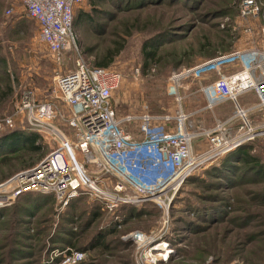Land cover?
I'll list each match as a JSON object with an SVG mask.
<instances>
[{
  "label": "rangeland",
  "instance_id": "rangeland-1",
  "mask_svg": "<svg viewBox=\"0 0 264 264\" xmlns=\"http://www.w3.org/2000/svg\"><path fill=\"white\" fill-rule=\"evenodd\" d=\"M243 1L104 0L94 11L85 0L75 10L73 31L86 63L112 59L109 67L122 73L113 94L119 117L145 111L188 114V129L196 133L231 120L227 130L234 137L248 130L241 128L239 110L256 104V95L248 91L238 102L211 108L201 87L218 78L203 64L237 50L264 48V0H256L260 12L249 17L242 15ZM146 43L147 51H157L147 62ZM77 57L71 51L57 62L22 4L0 0V116L15 118L13 130L22 141L38 132L27 121L24 95L50 98L55 75L73 70ZM177 75L180 101L169 92ZM262 116L258 110L247 112L252 126H259ZM135 125L126 127L134 131ZM4 134L6 138L8 132L0 131V138ZM37 134L41 148L35 152L27 145L8 148L0 142V192L10 191L14 183L9 180L58 147L57 139ZM242 145L256 159L252 164L235 157L229 171L227 156L206 160L181 186L167 212L144 202L122 206L114 214L89 194L66 208L53 194L16 197L0 206V264H61L69 250L84 253L76 264H264V135ZM206 149L207 138L200 135L193 143L195 156ZM137 232L150 245L158 244L155 261L140 257L145 249L139 248Z\"/></svg>",
  "mask_w": 264,
  "mask_h": 264
},
{
  "label": "built area",
  "instance_id": "built-area-1",
  "mask_svg": "<svg viewBox=\"0 0 264 264\" xmlns=\"http://www.w3.org/2000/svg\"><path fill=\"white\" fill-rule=\"evenodd\" d=\"M18 1L25 15L37 22L39 40L57 62H63L71 51L78 57L73 70L55 75L50 98L24 95L22 107L29 125L45 138L57 139L59 145L40 163L9 180L14 186L8 192L1 190L0 206L26 193L38 192L53 194L61 208L89 194L114 214L123 205L144 202H154L167 212L181 186L206 160L219 159L264 135V48L237 50L203 64L218 74L216 80L201 87L209 107L225 101L238 102L248 91L256 95V104L239 110L244 117L241 128L248 130L232 137L227 130L230 120L196 133L188 129V114L171 116L145 111L118 116L113 94L123 81L122 73L89 65L76 43L75 10L85 0ZM259 12L256 0L243 1L244 17ZM179 77L173 78L175 83L169 92L180 101L176 84ZM252 110L263 114L259 126L247 120V112ZM134 122L136 129L128 130L127 124ZM15 125L13 116H0V130L14 129ZM200 135L206 136L207 149L195 156L193 143ZM135 238L139 248L145 249L140 257L155 261L158 244L150 245L142 232H137ZM83 258V252L69 250L61 264H76ZM162 258L167 260L168 256Z\"/></svg>",
  "mask_w": 264,
  "mask_h": 264
},
{
  "label": "trees",
  "instance_id": "trees-1",
  "mask_svg": "<svg viewBox=\"0 0 264 264\" xmlns=\"http://www.w3.org/2000/svg\"><path fill=\"white\" fill-rule=\"evenodd\" d=\"M103 1L104 0H90V3L93 6L94 11H98L97 5H99ZM83 15L84 14L82 12L79 13V17L82 18ZM88 21L90 23H93L94 22L93 17L91 16ZM146 45H147V43L143 45V49L142 50H143V55H144V57L146 59V62H147L148 60L150 61L151 59H153L156 56L157 51L156 50H149V51H147ZM111 61H112V59L111 60L109 59L107 61L105 60V61H102V62H97L96 65H94V66H96V67H102V68H109V65H110ZM12 130L13 129L3 130L5 132H8V134H7L6 138H5V135L6 134H4V135L1 136V138L4 137L3 139L0 138L1 139L0 142H2L1 146H5V147H8V148H14L17 145H27V147H28L27 149L30 150V151H34L35 152V151L40 150L41 146H39V145L36 144L37 140L39 139V134H37L38 132H33L31 134H28L26 136L28 139L25 140V141H22V138H21L22 136L21 137L18 136L19 133L16 132L15 130H13V131ZM0 131H2V130H0ZM244 145H246V144H244ZM244 145H242L241 147H238V148L234 149L233 151H231L228 154H226L223 157H221V158H224V157L227 156V163L225 164V166H226V168L229 171H232L233 170L232 169V165L233 164L230 163V161L234 160L235 157L239 158V156H244L243 161H245L246 163H249V164H252L256 160V159H254V157L250 156L247 152H245L246 150H243L244 147H245ZM1 149H3V148H0V150ZM29 195H32V194H26L24 196H29ZM79 197L75 198L74 200H78ZM74 200H72V201H74ZM125 206L126 207L127 206L129 207L131 205H123V207H125Z\"/></svg>",
  "mask_w": 264,
  "mask_h": 264
},
{
  "label": "crops",
  "instance_id": "crops-1",
  "mask_svg": "<svg viewBox=\"0 0 264 264\" xmlns=\"http://www.w3.org/2000/svg\"><path fill=\"white\" fill-rule=\"evenodd\" d=\"M225 102H227V101H225ZM223 103V102H222ZM221 104V103H220ZM253 106V105H252ZM189 119H190V117H189Z\"/></svg>",
  "mask_w": 264,
  "mask_h": 264
},
{
  "label": "bare ground",
  "instance_id": "bare-ground-1",
  "mask_svg": "<svg viewBox=\"0 0 264 264\" xmlns=\"http://www.w3.org/2000/svg\"><path fill=\"white\" fill-rule=\"evenodd\" d=\"M178 76H180V75H178ZM165 252V251H164Z\"/></svg>",
  "mask_w": 264,
  "mask_h": 264
}]
</instances>
